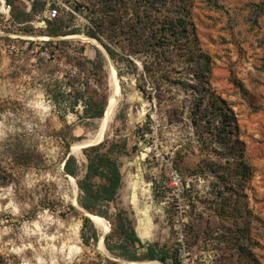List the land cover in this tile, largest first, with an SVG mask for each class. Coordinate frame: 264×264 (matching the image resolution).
I'll list each match as a JSON object with an SVG mask.
<instances>
[{"label": "rangeland", "instance_id": "374dc122", "mask_svg": "<svg viewBox=\"0 0 264 264\" xmlns=\"http://www.w3.org/2000/svg\"><path fill=\"white\" fill-rule=\"evenodd\" d=\"M34 1L41 3L37 14ZM54 1L74 11L64 31L76 24L80 33L47 34L50 11L58 10ZM86 1L7 0L11 12L13 5L31 12L34 33L0 12V264H97L104 258L117 264H264V0H190L199 45L211 57L214 93L236 119L232 139L217 141L221 113L213 108L210 114L209 100L195 109L194 96L180 83L195 68L180 60L162 100L141 92L137 74L119 75L120 99L104 137L76 154L73 147L97 135L107 111L98 117L95 106L83 103L73 109L76 90L106 95L107 105L112 94L111 62L98 40L83 32L86 15L74 10ZM134 60L143 75L142 62ZM145 88L153 90L147 81ZM106 139L119 144L122 173L110 214L123 210L143 243L167 251L166 262L147 258L143 247L140 261L112 254L102 237L114 235L116 245L118 234L105 216L96 214L107 221L106 232L92 220L99 241L82 240L77 203L85 149ZM70 153L78 177L63 171ZM173 170L182 187L174 184Z\"/></svg>", "mask_w": 264, "mask_h": 264}, {"label": "trees", "instance_id": "16d2710c", "mask_svg": "<svg viewBox=\"0 0 264 264\" xmlns=\"http://www.w3.org/2000/svg\"><path fill=\"white\" fill-rule=\"evenodd\" d=\"M11 1V0H10ZM57 16L47 20V34L51 36H66L78 34L82 31L81 25H69L74 11L58 1ZM40 2L34 1L31 12L37 14ZM60 6V7H59ZM59 8L62 9L61 16ZM192 2L190 0H88L75 3L74 10L82 12L87 17L86 29L83 31L91 38L101 42L110 52L117 63L119 75L126 73L137 74L138 85L141 92L151 98L154 96L162 100L166 96L164 85L173 82L172 69L175 64L183 62L195 68L193 76L187 81H180L194 96L195 109L201 110L206 100H209L211 115L213 108L220 111L219 125L217 126V139L235 136L237 129L236 119L232 109L225 106V101L216 96L211 84L212 62L211 57L199 45V37L191 16ZM31 12L23 7L13 5L12 18L18 24H24L22 31L34 33V27L29 22ZM65 15H68L66 17ZM75 26V27H73ZM54 42L53 40L48 43ZM66 43L67 40H60ZM98 55L104 57L99 50ZM134 58L143 64V75L139 73ZM153 87V92L145 88V83ZM142 82V83H141ZM59 100L57 99L56 102ZM79 103L85 108L95 106L96 115L102 116L108 98L94 96L87 89L76 90L70 105L74 109ZM208 109V105L206 106ZM174 114V112H173ZM172 116V114H169ZM213 117H210L211 119ZM172 120V119H170ZM239 142V139H236ZM125 146L126 144L123 143ZM119 144L108 139L85 149L87 164L82 178L78 179L80 195L79 205L85 210L114 220L113 226L117 232L118 243L113 245L114 235H107L105 243L107 249L116 257L130 261H140L145 258L166 262L167 251L159 244L143 243L137 235L131 219L123 210L110 214V207L116 202L118 191L122 183V173L118 161L117 151ZM239 159L243 158V148L238 150ZM65 171L73 177H78L79 163L74 155H70L65 163ZM81 237L86 244L99 241L100 234L91 218L83 216ZM138 247L146 249L145 255L138 254ZM97 264H117V262L104 258Z\"/></svg>", "mask_w": 264, "mask_h": 264}, {"label": "bare ground", "instance_id": "6f19581e", "mask_svg": "<svg viewBox=\"0 0 264 264\" xmlns=\"http://www.w3.org/2000/svg\"><path fill=\"white\" fill-rule=\"evenodd\" d=\"M111 73H110V84H111V97H110V102L105 114V117H103L102 119V123H101V127L97 133V135L95 137H92L89 140H86L83 144L80 145H75L73 147V152L76 154H79L81 151V146H85L88 145L90 143H93L94 141L97 140H101L105 133H106V128L108 126V124L110 123V121L113 119L115 112H116V108H117V104L119 102L120 99V83H119V78L117 77V72L115 70V68L112 66L111 67ZM75 183V181H74ZM92 219L94 220V222L102 228L103 232H106L108 230V223L105 219L97 216V215H93ZM101 248H104L103 246V242L101 241L100 244ZM137 264H152L151 262H138Z\"/></svg>", "mask_w": 264, "mask_h": 264}, {"label": "built area", "instance_id": "2783aa9c", "mask_svg": "<svg viewBox=\"0 0 264 264\" xmlns=\"http://www.w3.org/2000/svg\"><path fill=\"white\" fill-rule=\"evenodd\" d=\"M0 12L2 15H4L6 18L11 17V5L7 2V0H0ZM57 16V9H53L50 11V18H55ZM73 74H78L76 69H71ZM171 176L173 179L174 184L177 187H182L183 185V179L180 173L177 170H173L171 172ZM183 240V235L180 237V241Z\"/></svg>", "mask_w": 264, "mask_h": 264}, {"label": "water", "instance_id": "95a60500", "mask_svg": "<svg viewBox=\"0 0 264 264\" xmlns=\"http://www.w3.org/2000/svg\"><path fill=\"white\" fill-rule=\"evenodd\" d=\"M53 37H58V36H53ZM66 38H69V37H66ZM70 38H76V39H79V38H77V37H70ZM93 39H94V38H93ZM95 40H96V39H95ZM96 41H97V40H96ZM98 43H99V46H101V47L103 48V50L105 51V53L107 54V57H108V59L110 60L111 65L115 68V70H116V72H117V77L119 78V73H118V70H117V67H116V65H115V62H114V59H113L112 55H111L110 52L104 47V45H103L101 42L98 41ZM106 107H107V106H106ZM88 145H89V144H88ZM88 145H87V146H88ZM70 155H72V154L70 153V154L67 156V158L65 159L64 163H63V171H64V173H65L66 175H68L69 177H72V175H70L69 173H67V172L65 171V163H66V161H67V159H68V157H69ZM77 205H78V207H79L80 212H81L82 214H84V216H87V217H89V218L92 219V216H93V215H96V214L91 213V212L85 210L84 208H82V207L79 205V203H77ZM92 220H93V219H92ZM105 238H106V233L103 235L102 240L104 241ZM124 263H126V264H134V262H124Z\"/></svg>", "mask_w": 264, "mask_h": 264}]
</instances>
